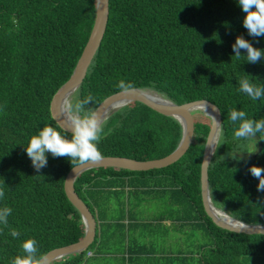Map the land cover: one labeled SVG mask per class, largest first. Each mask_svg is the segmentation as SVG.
<instances>
[{"label":"trees","instance_id":"obj_1","mask_svg":"<svg viewBox=\"0 0 264 264\" xmlns=\"http://www.w3.org/2000/svg\"><path fill=\"white\" fill-rule=\"evenodd\" d=\"M96 1L0 0V188L5 192L0 209H12L7 225L0 223V264L24 255L27 239L48 254L85 236L83 218L65 191L77 165L46 153L47 166L37 172L25 148L45 126L71 139L54 120L51 103L88 42ZM109 8L105 36L72 102L90 95L94 101L86 108L96 110L120 92V80L177 105L211 102L222 117L208 170L212 202L242 223L264 225V191H257L259 181L249 171L264 168V133L237 140L241 121L230 119L232 110L245 112L246 119H264V97L253 100L239 90L244 78L264 86V58L252 64L246 50L237 58L232 49L243 36L264 50V36L248 34L238 0H110ZM117 112L104 122L98 143L103 157L153 161L178 148L183 128L176 119L139 102ZM194 119L193 143L177 163L145 172L92 169L77 178L75 190L100 228L106 226L101 222L113 198L123 208L126 196L163 197L173 206L170 214L205 233L210 245L204 247L202 264H264V235L221 229L205 212L201 167L212 121L198 112ZM13 229L18 238L11 236ZM89 250L52 264H81Z\"/></svg>","mask_w":264,"mask_h":264},{"label":"water","instance_id":"obj_2","mask_svg":"<svg viewBox=\"0 0 264 264\" xmlns=\"http://www.w3.org/2000/svg\"><path fill=\"white\" fill-rule=\"evenodd\" d=\"M109 4H110V0L96 1V17L88 42L74 69L71 78L58 90V92L55 94L52 100L51 103L52 116L63 130H65L66 128V121L60 118L57 113L60 100L62 99L63 95H65L66 93L75 94L84 83L88 71L93 63V60L101 46V43L106 33L107 24L109 21V14H110ZM148 91L161 96L163 102H156L151 99H147L140 96V93L148 92ZM117 101L123 102L122 108L135 102L143 103L149 108L153 109L154 111L164 116L176 119L183 128L182 140L178 148L172 154L162 159L153 160V161H137L128 158L104 157L103 160H101L100 162L85 164L84 166L78 168L77 166L74 167V169L76 170L73 171L72 169L66 178L65 191L69 200L80 212L83 218V222L85 224V236L80 242L76 244L55 249L49 252L48 254H49V259L51 260V264L65 257L80 254L86 251L91 245V243L94 241L96 235L97 224L95 217L92 214L89 207L79 197V195L75 190L74 185L77 178L83 173L92 169L116 168V169H124L129 171L145 172V171L167 168L177 163L188 152V150L190 149L193 143L194 134H195L194 114L197 111H199L198 109H200V107H204L203 106L204 104H206L207 105L206 108H208L211 111V114H209L207 117H209L212 121V127L205 146L204 157L201 167L202 198H203V205L205 212L212 219L215 225L221 229L228 230L230 232L244 233L249 235H257V234L264 235V225H247L230 217L226 213L228 217H230L231 219H233L235 222H237L242 226L241 228L238 229L225 224L220 219L215 217L212 212V208L214 204L212 202L210 195L208 170L211 164V160L217 149V145L221 133V126H222V117L220 110L214 104L206 100H201V101L187 103L184 105H177L155 91L149 89H133L131 92L125 95H121L120 92L114 94L108 97L107 99H105L99 105V107L95 111H97L101 115L104 122L112 115L109 113L110 108ZM214 118L220 123L215 124ZM68 131L66 132L70 133V130ZM216 136L218 137L217 143L215 147H213L212 142ZM222 212L225 214L224 211Z\"/></svg>","mask_w":264,"mask_h":264},{"label":"clouds","instance_id":"obj_3","mask_svg":"<svg viewBox=\"0 0 264 264\" xmlns=\"http://www.w3.org/2000/svg\"><path fill=\"white\" fill-rule=\"evenodd\" d=\"M238 5L246 14L243 19V27L252 37L264 36V0H238ZM235 57L241 56V49L246 50V57L249 63H258L264 58V50L254 48L252 43L238 36L232 45ZM240 91L247 94L253 100L264 97V86H257L244 78L240 80ZM121 95L128 94L134 88L132 83L120 80L118 83ZM94 98L88 96L84 100H77L73 103L67 97L58 106L57 113L60 118L67 117L65 130H70L71 139L62 135L60 131L52 126H45L37 135L30 138L28 146L25 148L27 156L32 162L34 169L39 172L47 166L46 153H51L55 157H67L71 163L78 167L89 163H97L103 160V154L98 148V143L102 139L104 132V121L101 115L92 108H86ZM207 107L206 104L203 105ZM83 113V115H82ZM243 111L232 110L230 119L233 123L241 121L239 127L234 132L237 140L254 138L257 133H264V119H246ZM214 123L219 124L214 118ZM69 132V131H68ZM76 169L73 168V171ZM251 175L258 179L257 191H264V168L252 166L249 169ZM5 192L0 188V199H3ZM12 209L4 207L0 209V223L7 225V217L11 215ZM13 238H18L20 233L11 231ZM24 255H18L12 264H51L49 254H41L38 251V242L35 239H27L22 244Z\"/></svg>","mask_w":264,"mask_h":264},{"label":"crops","instance_id":"obj_4","mask_svg":"<svg viewBox=\"0 0 264 264\" xmlns=\"http://www.w3.org/2000/svg\"><path fill=\"white\" fill-rule=\"evenodd\" d=\"M111 201L101 222L106 226H97L89 248L94 247L86 250L81 264H202L204 247L210 245L205 233L177 220L170 214L172 205L166 210L148 207L164 203L163 197L126 196L123 208Z\"/></svg>","mask_w":264,"mask_h":264},{"label":"bare ground","instance_id":"obj_5","mask_svg":"<svg viewBox=\"0 0 264 264\" xmlns=\"http://www.w3.org/2000/svg\"><path fill=\"white\" fill-rule=\"evenodd\" d=\"M140 96L141 97H144V98H147V99H151L153 101H156V102H163L162 101V98L161 96L153 93V92H143V93H140ZM68 98L70 99L71 101H73V97H74V94H70V93H66L65 95H63L62 99L60 100V103L59 105L63 102V100L65 98ZM76 98V97H75ZM75 100V99H74ZM122 101H117L115 102L112 107L110 108V111L109 113L110 114H113L115 113L116 111H120V109L122 108ZM199 111L197 112H201L203 113L205 116H208L209 114H211V111L206 108V107H200V109H198ZM118 113V112H117ZM65 121L67 120V117H64L63 118ZM217 136L214 138L213 142H212V146L215 147L216 143H217ZM215 206V205H214ZM212 208V212L214 214L215 217H217L218 219H220L222 222H224L225 224L227 225H230L231 227H234V228H241L242 226L240 224H238L237 222H235L233 219H231L230 217H228L226 215V213L224 214L222 211H220L217 207H214Z\"/></svg>","mask_w":264,"mask_h":264},{"label":"rangeland","instance_id":"obj_6","mask_svg":"<svg viewBox=\"0 0 264 264\" xmlns=\"http://www.w3.org/2000/svg\"><path fill=\"white\" fill-rule=\"evenodd\" d=\"M198 113L203 114V113H201V112H198ZM203 115H204V114H203ZM254 148H255V146H254L253 144H251V146H250V149H251L250 154L254 153ZM250 154H247V155L250 156ZM247 155H244V156H247ZM240 156H243V155L240 154ZM165 201H166V200H165ZM165 201H164V203H162V204H150V205H148V207H150L151 209H152V208H160L161 210H162V208H163L164 210L169 209L171 205H169V204H168L167 202H165ZM198 238H200V237H198ZM198 238H197V239H198Z\"/></svg>","mask_w":264,"mask_h":264}]
</instances>
